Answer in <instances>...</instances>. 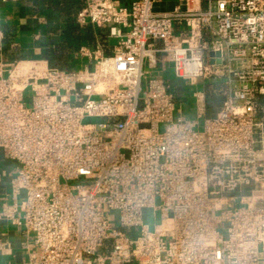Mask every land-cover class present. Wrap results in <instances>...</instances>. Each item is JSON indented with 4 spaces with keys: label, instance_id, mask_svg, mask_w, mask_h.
<instances>
[{
    "label": "built area",
    "instance_id": "1",
    "mask_svg": "<svg viewBox=\"0 0 264 264\" xmlns=\"http://www.w3.org/2000/svg\"><path fill=\"white\" fill-rule=\"evenodd\" d=\"M156 2L87 0L78 69L1 55L0 264H264V0Z\"/></svg>",
    "mask_w": 264,
    "mask_h": 264
},
{
    "label": "crops",
    "instance_id": "2",
    "mask_svg": "<svg viewBox=\"0 0 264 264\" xmlns=\"http://www.w3.org/2000/svg\"><path fill=\"white\" fill-rule=\"evenodd\" d=\"M82 1V9L85 7L87 0ZM136 0H114L117 5L129 8L131 3ZM177 6V0H157L155 4L156 12H170L173 11ZM181 8L184 9V6ZM81 9V10H82ZM80 10V11H81ZM79 11V12H80ZM1 14H2V24L8 26H14L19 32L17 43V49L14 52H11V55L14 56L15 59H30V60H43L41 55V49L38 47L39 41L46 37V33H52L54 27L66 22L68 19L66 17H61L58 13L46 14L39 11V9L35 5V0H10L5 5L1 6ZM76 16L72 18V21L75 22ZM81 26V25H80ZM83 28L91 27L94 30V41L93 44L89 48H96L98 46H106L105 53L107 55H111L113 53L114 43L107 41L106 38V29H97L92 25L81 26ZM175 31L180 36H187L188 31L181 24H176ZM84 47V46H82ZM79 53V51H78ZM78 53L74 57L73 65L74 69H78L82 64L78 57ZM8 61L12 60L9 58H4ZM13 59V60H15ZM2 57L0 55V61ZM46 61V60H43ZM48 62V61H47ZM49 64V62H48ZM184 91V88H183ZM182 91V92H183ZM186 91V90H185ZM179 97V95H178ZM178 104L181 106V110L183 111L184 117L188 120L196 121V119L190 118L192 115V110H195V102L188 99V97L181 98L177 100ZM192 103L194 105H192ZM212 113L214 117L216 115ZM196 116V111L195 114ZM193 116V115H192ZM0 165L2 167L1 161Z\"/></svg>",
    "mask_w": 264,
    "mask_h": 264
},
{
    "label": "trees",
    "instance_id": "3",
    "mask_svg": "<svg viewBox=\"0 0 264 264\" xmlns=\"http://www.w3.org/2000/svg\"><path fill=\"white\" fill-rule=\"evenodd\" d=\"M35 5L44 15L49 13H58L61 17H66L68 20L52 30V33H46V37L41 39L38 47L41 49L40 57L49 62V65L54 68L64 70H75L73 65L74 57L82 46H91L94 41V30L83 28L72 21L79 11L82 9L81 0H35ZM2 31L5 35V40L2 47L4 58L15 59L11 52L17 49V39L19 32L14 26L2 25ZM19 59V58H18ZM0 161L3 167L12 166L9 161L3 162V157L0 152Z\"/></svg>",
    "mask_w": 264,
    "mask_h": 264
},
{
    "label": "rangeland",
    "instance_id": "4",
    "mask_svg": "<svg viewBox=\"0 0 264 264\" xmlns=\"http://www.w3.org/2000/svg\"><path fill=\"white\" fill-rule=\"evenodd\" d=\"M171 82H173L174 85H178L179 92V99L184 98V97H188V99L190 100V102H192V98H191V94L192 92L195 90V88H185L184 91L182 89V85L181 83H176L174 77H172V75L169 76ZM198 87L196 89H206V111H207V116H212V113H215V111L217 112L220 105L222 104V102L224 101V91H223V81L222 80H199L198 83ZM203 88V89H202ZM181 89V90H180ZM183 91V92H182ZM178 99V100H179ZM192 105H194L192 103ZM30 106V105H28ZM194 111V112H193ZM192 115L190 116V118L193 119H197V117L194 115L195 114V110H192ZM199 125L201 126L202 129V125H203V120L199 121ZM164 127H161V131H163ZM2 154V153H1ZM5 160L3 159V162ZM3 165V163H2ZM112 218L114 221L117 220V214L113 213ZM147 222L150 224L151 228H153V226L157 223H159V214H148L147 215ZM128 236L132 237L131 235V231L130 230H124ZM107 249H112V243L108 242L106 247L104 248V252H106ZM7 259H2V264H7Z\"/></svg>",
    "mask_w": 264,
    "mask_h": 264
},
{
    "label": "water",
    "instance_id": "5",
    "mask_svg": "<svg viewBox=\"0 0 264 264\" xmlns=\"http://www.w3.org/2000/svg\"><path fill=\"white\" fill-rule=\"evenodd\" d=\"M219 57H220V54H217ZM213 62V61H212ZM219 63H220V61H219Z\"/></svg>",
    "mask_w": 264,
    "mask_h": 264
}]
</instances>
